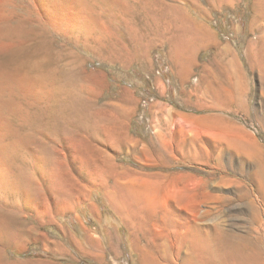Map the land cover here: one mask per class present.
Returning a JSON list of instances; mask_svg holds the SVG:
<instances>
[{"label":"rangeland","instance_id":"rangeland-1","mask_svg":"<svg viewBox=\"0 0 264 264\" xmlns=\"http://www.w3.org/2000/svg\"><path fill=\"white\" fill-rule=\"evenodd\" d=\"M118 2L97 9L104 29L89 38H62L32 15L41 27L32 44L47 41L64 90L23 106L25 125L13 121L28 145L14 156L17 187H0V264H180L176 238L195 223L222 224L241 263L238 245L251 236L264 264V206L255 219L239 191L253 188V163L224 150L239 182L226 188L211 168L228 141L264 147V77L247 65L246 45H259L250 21L264 0ZM218 42L246 74L239 102L202 89L223 83L203 69L215 67Z\"/></svg>","mask_w":264,"mask_h":264},{"label":"bare ground","instance_id":"bare-ground-1","mask_svg":"<svg viewBox=\"0 0 264 264\" xmlns=\"http://www.w3.org/2000/svg\"><path fill=\"white\" fill-rule=\"evenodd\" d=\"M25 1L27 2L22 6L24 0H0V187H10L12 190L17 187L15 186L17 181L12 180L11 177V169L15 161L14 156L20 148L22 150L24 145H28V142L16 133L13 121L16 119L26 124L31 119L27 114L29 112L25 111L27 109L26 104L31 106L34 102L36 104L42 99L48 98L47 100H49L54 93L58 96L63 89L62 82L56 79L55 74L53 75L51 69L47 67L50 60L47 41L46 43L32 44L33 39H35L33 36L38 32L36 25L39 23L41 26L55 31L62 38L69 39L79 35L89 38L93 36L95 29H104L99 15H97V9L108 8L112 10L116 7L119 8L118 0ZM19 6H22L24 15L17 13L20 9H18ZM253 13L255 15L252 17L250 25L255 23L260 29L259 45L252 52L253 43L250 40L246 41L249 48L247 65L258 70V73L264 77V8L259 11L255 10ZM33 14L38 21L36 25L32 23ZM39 28L41 29V27ZM244 38L246 39V36ZM189 39L184 35L178 36L177 42L181 46L176 51L178 56L183 57L182 53ZM216 45L219 46V51L213 57L215 67L204 66L203 69L205 68L210 73L213 81L221 79L223 83L219 82L214 85L210 80H206L202 84V89L211 93L215 92L214 94L217 96L219 93L225 102H239L244 88H246V74L235 54L226 44L220 45L218 42ZM227 56L228 60H223ZM201 94L203 96L202 92ZM57 109L60 108L57 107ZM24 149L27 148L23 147V151ZM224 150L242 153L241 158H239L242 167H244L245 162L253 163L251 168L250 166L247 168V173L254 177L253 188H247L246 185H243L239 191L252 210L249 213L250 216L256 219L264 206V147L256 142L247 144L238 140L228 141L223 145L221 152L215 157L216 161L214 160L211 164V168L217 169L220 173L216 185L226 188L237 186L239 182L229 177L228 169L232 167V164L225 160ZM227 197L220 194L218 196L219 200H225ZM221 205V203L217 205L220 212L224 207L221 208ZM209 213L210 210H205L203 217H207ZM201 221L205 222L206 220ZM210 229H213L212 233H210ZM184 230L185 233L176 238L178 240L177 245L182 248L185 246L180 264H258L255 257L256 249L251 236L244 238L246 244L239 243L238 245V247L245 249L246 260L244 259L245 263H241L235 261L236 252H239L240 249L229 247L227 234L222 224L217 223L211 227L195 223L187 225ZM178 253L179 251L175 252V254ZM233 257L235 258L233 259ZM170 264H175V262L171 260Z\"/></svg>","mask_w":264,"mask_h":264}]
</instances>
